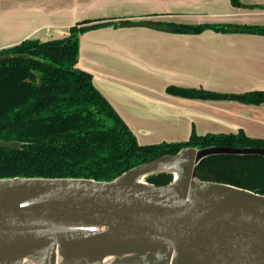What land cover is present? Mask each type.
<instances>
[{
    "label": "crops",
    "instance_id": "obj_1",
    "mask_svg": "<svg viewBox=\"0 0 264 264\" xmlns=\"http://www.w3.org/2000/svg\"><path fill=\"white\" fill-rule=\"evenodd\" d=\"M0 0V51L24 40L79 35L77 68L135 135L139 145L184 142L192 133L264 139V103L186 99L167 88L243 96L264 91V36L246 31L198 34L176 27H264V0ZM148 23L171 28L128 26Z\"/></svg>",
    "mask_w": 264,
    "mask_h": 264
},
{
    "label": "water",
    "instance_id": "obj_2",
    "mask_svg": "<svg viewBox=\"0 0 264 264\" xmlns=\"http://www.w3.org/2000/svg\"><path fill=\"white\" fill-rule=\"evenodd\" d=\"M214 156L264 157V149L183 148L109 182L0 179V264H264V196L199 180L195 168ZM156 173L172 182H145Z\"/></svg>",
    "mask_w": 264,
    "mask_h": 264
},
{
    "label": "trees",
    "instance_id": "obj_3",
    "mask_svg": "<svg viewBox=\"0 0 264 264\" xmlns=\"http://www.w3.org/2000/svg\"><path fill=\"white\" fill-rule=\"evenodd\" d=\"M236 8L239 0H230ZM71 27L66 38L39 42L24 40L0 51V57L19 59L0 62V179H88L109 182L126 171L183 148L212 146L264 149V139L236 134L192 133L179 143L139 145L135 135L109 102L94 87L92 76L77 68L79 35L93 27ZM230 29L264 36V27H176L175 32L198 34ZM167 93L186 99H211L201 89L167 88ZM244 103H264V91L243 95ZM204 182L231 185L264 196V157L214 156L195 168ZM145 182L165 186L170 173L146 176Z\"/></svg>",
    "mask_w": 264,
    "mask_h": 264
},
{
    "label": "rangeland",
    "instance_id": "obj_4",
    "mask_svg": "<svg viewBox=\"0 0 264 264\" xmlns=\"http://www.w3.org/2000/svg\"><path fill=\"white\" fill-rule=\"evenodd\" d=\"M185 142V141H184ZM167 143V142H166ZM171 143H179V142H171Z\"/></svg>",
    "mask_w": 264,
    "mask_h": 264
}]
</instances>
